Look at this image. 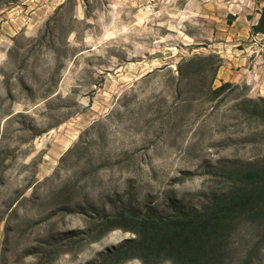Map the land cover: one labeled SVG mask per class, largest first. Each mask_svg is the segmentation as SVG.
<instances>
[{"label": "rangeland", "instance_id": "obj_1", "mask_svg": "<svg viewBox=\"0 0 264 264\" xmlns=\"http://www.w3.org/2000/svg\"><path fill=\"white\" fill-rule=\"evenodd\" d=\"M258 4L0 0V253L6 234L7 264L33 263L36 256L24 252L42 248L48 231L99 218L65 214L44 200L62 181L84 184L88 198L158 201L214 184L208 170L217 158L263 149L245 140L257 127L241 110L246 98L264 97V43L252 32ZM195 53L221 57L212 87L234 88L210 99L207 72L192 86L179 80L178 62ZM22 193L32 198L7 218ZM127 236L113 229L50 264H94ZM259 256L264 264V246Z\"/></svg>", "mask_w": 264, "mask_h": 264}, {"label": "trees", "instance_id": "obj_2", "mask_svg": "<svg viewBox=\"0 0 264 264\" xmlns=\"http://www.w3.org/2000/svg\"><path fill=\"white\" fill-rule=\"evenodd\" d=\"M252 32H264V6L258 22L252 25ZM221 63L222 58L215 53H195L182 58L176 70L179 80L187 86H192L199 75L207 72L208 97L213 99L234 88L230 82L212 87ZM241 110L257 127L245 140L259 141L263 149L247 158H217L208 170L215 179L214 184L181 195L169 191L158 201L147 194L139 201L131 198L122 201L88 198L90 194L84 193V184L62 181L45 192L44 200L53 199L56 210L65 214L93 213L100 214L99 218L83 228L48 231L41 240L42 248L27 249L24 255L36 256L31 264H50L59 253L76 252L107 232L121 229L129 236L99 252L94 264H123L132 259L140 264H261L259 250L264 246V97L246 98ZM75 147L76 143L59 160L66 159ZM188 173L181 172V175ZM30 198L32 196L18 194L9 204L7 218L16 214ZM6 239L5 234L0 264H7Z\"/></svg>", "mask_w": 264, "mask_h": 264}, {"label": "crops", "instance_id": "obj_3", "mask_svg": "<svg viewBox=\"0 0 264 264\" xmlns=\"http://www.w3.org/2000/svg\"><path fill=\"white\" fill-rule=\"evenodd\" d=\"M263 6H264V0H259V4L256 7V13H255V17H254L255 22L253 24L258 22ZM254 34H255L254 37L256 39H258L260 42L264 43V32H257V33H254Z\"/></svg>", "mask_w": 264, "mask_h": 264}]
</instances>
